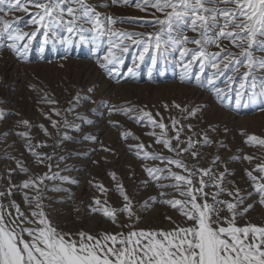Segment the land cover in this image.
<instances>
[{"label": "snow or ice", "instance_id": "snow-or-ice-1", "mask_svg": "<svg viewBox=\"0 0 264 264\" xmlns=\"http://www.w3.org/2000/svg\"><path fill=\"white\" fill-rule=\"evenodd\" d=\"M129 5H133V0H99L98 3L90 0H0V53L7 51L17 60L26 62L38 37L41 38V53L49 46L54 50L63 48L66 54L73 46L90 44L98 50L106 43L107 52L99 67L111 75L117 71L116 66L124 64L125 55L135 47L133 66L127 69L130 76H135L136 69L150 62L149 75L160 64L173 65L181 69L179 79L184 83L191 82L192 69L198 67L199 74L194 77L198 87H204L206 82L220 97L232 92L231 86L238 84L235 89L237 111L249 106V103H242L245 98L252 104L259 101L257 107L264 111V0H135V9L145 16L129 17V21L141 20L145 27H151L153 31H130L117 27L125 22L122 17L115 12L98 10ZM25 16L30 18L25 19ZM64 58L67 59V55ZM208 69L211 70L210 74L202 79L201 74ZM221 77L225 78L224 89L215 87ZM29 87L42 92L34 85ZM94 91L95 88L87 89L88 93ZM82 101L96 102L91 95H82L77 91L68 102L69 107L62 112L55 106L58 101L47 92L40 95L38 103L50 106L48 112L41 109V115L60 137L52 145L46 141L32 142L35 139L30 134L33 127L41 130L45 137L52 138V133L44 124L34 125L27 119L14 122L17 127L28 129L15 135L24 139V147L34 158V163L47 167L48 172L30 175L29 179L13 184L12 176L15 173L29 174L30 169L20 158L5 151L4 158L13 160L16 168L7 170L8 186L0 190V264H264V221L256 223L249 217L257 205L264 210V161L256 164L252 170H244L252 189L249 191L237 181L227 179L235 175L227 168V162H224L223 171L214 170L222 162L219 155L213 158L209 167H199L197 144L201 147L213 144L207 132L199 141L193 140L192 136L182 140L185 127L192 131L194 126L177 127L180 121L171 118L175 135L169 136L163 117L157 120L151 111L134 105L119 108L113 105L110 114L112 111L120 112L138 125L146 121L152 129L160 130L159 133L151 131L147 135L155 137L156 144L175 154L172 157L145 151L143 143L128 145L130 150L135 149L137 158L142 154L145 161H160L165 165H143L147 179L142 183H155L161 190L171 188L180 197H149L143 202L141 211H150L151 207L160 203L178 213L179 218L165 215L164 218L172 225L167 229L138 227L142 217L134 211L132 198L124 184L117 179L116 173L109 172L122 202L118 206L110 205L107 194L111 189L97 183L94 187L104 199L93 196L88 212L102 216L110 227L95 232L82 228L65 231L53 224L44 211V192H63L67 189L59 186L49 188L45 181L59 180L78 186L77 180L61 175V171L72 170L68 165L61 171H52L53 159L64 162L71 158L74 150L57 157L55 151L42 153L36 149H55L65 141H71L73 138L67 132L61 134L60 130L79 132L80 125L75 123L77 119L93 123L76 112ZM162 106L165 110L169 108L167 103ZM172 106L180 109L184 114L183 119L195 118L202 111L199 106L189 110L188 106L182 107L175 101ZM73 112L76 116L69 121L67 114ZM8 115L0 109V121L6 120ZM14 115L18 116L19 113ZM53 115L61 119H53ZM155 115L161 114L156 112ZM109 123L113 127L117 124L115 121ZM12 132V129L3 132L0 140L6 142ZM120 135L124 140L138 139L129 131H123ZM193 135L197 134L193 132ZM84 138L93 142L97 140L95 135ZM245 143L264 148V138L254 134L248 135ZM9 147L14 148L15 143ZM219 147L227 146L220 143ZM101 150L112 152L110 147L103 145ZM185 154L194 163L189 164L184 158ZM254 158L253 155H244L231 159H242L251 164ZM108 162L105 159V163ZM93 164L98 165L99 161L94 160ZM172 165L181 171L172 170ZM130 173L129 178H133L135 171L130 169ZM89 184H92L91 180ZM226 184H231V189ZM16 191L22 193L23 207L11 199ZM29 192L33 194L29 195ZM159 195L167 197L170 194L161 191ZM225 195L229 199H221ZM4 198H9L7 204L2 202ZM56 202L62 203L63 200ZM73 210L81 211L79 207Z\"/></svg>", "mask_w": 264, "mask_h": 264}, {"label": "rangeland", "instance_id": "rangeland-1", "mask_svg": "<svg viewBox=\"0 0 264 264\" xmlns=\"http://www.w3.org/2000/svg\"><path fill=\"white\" fill-rule=\"evenodd\" d=\"M92 3H98L99 0H90ZM133 5L127 7H119L112 9H98L99 11L115 12L124 19V23L118 24L117 27L125 28L130 31H153L151 27H145L141 20L129 21V17H142L144 13L138 11ZM23 15V14H20ZM25 19L30 17L25 16ZM191 35V33H189ZM40 37L33 42L31 51L29 52L26 62H22L14 58L9 52L0 53V109L9 113L6 120L0 121V134L12 129L13 132L4 142L0 140V190H4L8 186L6 178L7 170L16 168L13 160L5 159V151L13 156L18 157L29 167L30 173L23 174L20 172L12 176V183L19 184L29 179L30 175H42L48 172L45 166H37L34 158L24 147L25 141L15 135L16 132L28 131L27 128L17 125L15 121L27 119L34 125L44 124L52 133V138L44 136L43 132L36 127L30 130L31 136L35 139L34 144L45 142L52 145L54 141L60 139L54 129L51 128L50 122L41 115V109L44 112L49 111V105L38 103L40 95L47 92L49 96L58 101L61 111L69 107V101L75 96L77 91L82 95H91L95 103L82 101L81 106L76 109L85 120L93 121L92 124L84 122V120H75L80 125V131L73 129H61V134L67 132L73 139L65 141L60 147L53 149L52 147H40L36 150L42 153H53L56 156L66 155L69 150L72 151L71 158L64 162L53 159L52 171H61L68 165L71 171H61V175H67L71 179L79 182L78 186L70 183L56 181H45L49 188L59 186L67 189L63 192L45 191L46 197L43 201L44 211L48 214L49 219L59 229L65 231H76L84 229L86 231L95 232L100 229L108 228L110 225L104 221L100 215H91L88 212V205L92 203L93 196H99L102 200L104 197L94 187L97 183H102L106 188L111 189L107 194V200L112 206H118L122 202L115 191V181L109 176V172H115L117 179L120 180L127 190L128 195L132 198L136 211L141 217L140 228H171L172 225L164 218L165 215L178 219V213L170 207L157 203L151 207L150 211H141L143 202L149 197H157V199L180 198L173 189H159L155 183L145 185L142 183L147 179L146 173L142 170L143 165L153 167H164L160 161L143 160L142 154L140 158L135 155V149H129L128 145H136L138 143L145 144V151L158 152L163 156L175 157L174 153H170L164 149L162 145L155 143V137H150L147 133L151 131L160 132L159 129H152L144 121L136 124L134 120L128 118L120 112L110 110L115 105L119 107H127L134 105L151 111L155 119L160 120L168 126L169 136H174L175 132L171 127V118L180 121L177 125H193V130L189 131L187 127L181 136L182 140H187L192 136L193 140L199 141L204 138L207 132L208 138L213 141L211 146H203L197 144L200 151L199 167H209L216 155L221 157V163L217 164L215 171L224 170V162H227L229 171L234 172V176H228V180H235L241 187L248 188V179L244 173L245 169L252 170L256 164L264 161V148L258 145L247 144L248 135H256L264 138V111H260L256 104H252L245 98L242 103H249L247 108H241L239 112L235 105V89L238 84H233L232 92L224 93L218 97L213 87L207 85L198 87L195 81V75L199 74L198 67L192 69L193 79L191 82L181 83L179 76L181 69L173 65L160 64L152 70L149 75L150 62H146L136 69L135 76H130L127 72L129 67L133 66V53L135 47L130 50L124 57V64L116 66L117 71L109 75L106 71L99 67V62L107 52V44H103L100 49L96 50L90 44H81L73 46L66 54L63 48L52 49L50 46L44 53L39 51ZM215 50V49H212ZM67 55V59H65ZM178 55V54H177ZM63 64L64 67H60ZM112 67V66H110ZM243 71V69H241ZM208 69L201 74L204 79L210 74ZM224 77L216 81L215 87L224 89ZM29 85H34L36 89L42 92L33 91ZM74 86V87H73ZM95 88L94 93H88V88ZM67 90V91H65ZM173 101L182 107L188 106L189 110L197 106L202 108L195 118L183 119V113L180 109L172 106ZM169 105L168 110L163 108V104ZM146 106V107H145ZM156 112L161 115L156 116ZM19 113V115H14ZM134 115V113H133ZM76 113L67 114L69 121L74 120ZM53 119H61L55 115ZM109 121L117 122L113 127ZM227 129V131H225ZM129 131L138 139L129 138L124 140L121 132ZM195 132L197 135H193ZM243 133V134H242ZM87 135H95V142L86 140ZM15 143V147L9 145ZM223 143L227 147L221 148L219 144ZM175 145V140H173ZM101 145L110 147L112 152H104ZM150 146V147H149ZM242 150V151H241ZM21 153L23 155L21 156ZM244 155H253L255 158L250 164L242 159H231L233 156L243 157ZM189 164L194 163L190 156L185 154L184 157ZM105 159L109 161L105 163ZM99 161V164H93V161ZM58 164V167H57ZM174 171V165L170 166ZM130 169L135 171V176L130 177ZM256 174V173H254ZM92 184H89V181ZM171 181H161V183H170ZM231 189V184H226ZM29 191V190H24ZM164 191L170 195L160 197L159 193ZM215 191V189H208ZM33 193L29 192V195ZM9 198H4L3 203L7 204ZM23 207L22 193L16 191L11 197ZM221 199H229L226 195ZM63 200L62 203L56 202ZM74 207H79L80 212H75ZM249 217L256 223L264 221V210L259 205L249 213Z\"/></svg>", "mask_w": 264, "mask_h": 264}]
</instances>
